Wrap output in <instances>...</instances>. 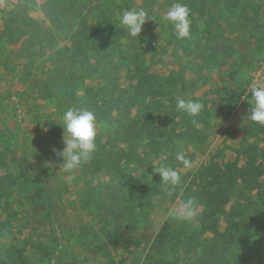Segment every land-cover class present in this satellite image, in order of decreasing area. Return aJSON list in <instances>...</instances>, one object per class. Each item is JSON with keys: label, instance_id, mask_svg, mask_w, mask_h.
<instances>
[{"label": "rangeland", "instance_id": "obj_1", "mask_svg": "<svg viewBox=\"0 0 264 264\" xmlns=\"http://www.w3.org/2000/svg\"><path fill=\"white\" fill-rule=\"evenodd\" d=\"M147 1L166 11L177 2ZM214 1L219 8L211 4V14L220 24L209 32L216 33V44L193 21L190 39L177 40L169 33L166 44L162 23L152 32L154 46L144 60L148 76L155 84L169 77L178 96L203 104L199 118L207 116L204 126H195L196 143L161 144L154 156L143 143L140 148L120 142L119 122L109 126L101 119L107 115L86 103L82 88L104 86L97 80L102 65L94 64L85 77L69 66L70 40L79 25L85 22L96 36L101 17L119 20L120 1L0 0V175L14 180L8 217L0 210V255L6 264H251L248 251L263 253L264 228L259 235L240 232L226 238L222 217L218 235L201 227L200 207L194 224L169 215L183 202L188 176L202 164H224L237 156L241 164L240 152L247 145L264 147V125L248 117L252 75L260 71L258 77L264 78V0H239L237 10L245 7L239 19L223 10L224 1L231 0ZM163 14L158 12L155 22H164ZM196 18L204 20L202 15ZM45 46L56 49L47 51ZM72 74L81 75V93L63 91L74 85ZM118 77L127 87L124 73ZM144 79L140 76L136 84L144 85ZM142 93L128 91L117 98L129 100ZM70 107L95 112L97 148L69 182L54 149L64 147L61 117ZM118 109L124 111L121 103ZM215 113L234 117L239 126L235 135L215 130ZM125 152L134 154L128 163L120 158ZM178 152L191 161L190 169L176 160ZM160 166L176 169L181 184L166 190L154 171ZM164 222L170 237L153 250L152 241Z\"/></svg>", "mask_w": 264, "mask_h": 264}, {"label": "trees", "instance_id": "obj_2", "mask_svg": "<svg viewBox=\"0 0 264 264\" xmlns=\"http://www.w3.org/2000/svg\"><path fill=\"white\" fill-rule=\"evenodd\" d=\"M100 1L102 0H94V2ZM119 1L123 11L133 8L143 9L150 19L146 20L138 39L130 37L126 31L121 29L119 20L106 16L101 17L98 21L103 25L97 31L96 36L93 32L89 33L88 25L85 22L81 23L76 32L72 34L68 55L69 66L73 73L78 75L81 72L82 77H85L87 71L94 64L103 67L97 80L102 81L104 86H98L99 90L91 83L92 85L90 84L88 89L82 88V93H87L86 103L91 102L94 111L107 115L101 119L109 122V126L113 122H119L117 124L122 128L120 142L139 147L143 143L144 149H151V155L157 154L161 144L166 147L177 141L196 143L199 131L195 126L198 123L204 126L207 116L199 118L203 114L202 111L194 118L197 123L193 124L192 117L177 110L176 100L182 97L178 96L176 86H173L170 78L163 77L159 84H155L152 76H148V69L144 64L147 53L154 46L152 32L156 26L162 23L166 44H169V33H173L172 26L167 22H155L159 21L158 12H166L165 6L160 8L159 5L156 6L155 2L147 0ZM164 1L167 2V0ZM238 1L231 0L232 3L224 1L223 4V10H228L231 17L235 19L241 17L239 10L242 11L245 8L242 5L237 10ZM177 2L187 5L190 9L191 21L195 25L196 21L192 17L194 14L206 18V23L203 25L204 32L211 36L209 40H213L216 33L209 32L208 27L219 28L220 22L215 21V14H211L213 12L211 4L214 8H219L218 2L214 0H177ZM233 7L234 9H232ZM155 8L158 9L155 10ZM51 38L54 41L53 36ZM45 48L47 51L56 49L55 46H45ZM60 52L64 53V50ZM120 72L124 73L125 78L128 79L127 87L119 84L118 74ZM140 76L146 78L143 80L142 84L144 85L142 86L138 85ZM72 77L75 80L74 85L62 90L71 91V94L81 93V90H77V85L83 84L81 75L74 77L72 74ZM135 90H141L142 96L129 97V100L117 98V94H125L128 91L130 94ZM192 100L197 101L195 98ZM118 103L122 104L124 111L118 109ZM122 154L120 158L123 157L125 163L131 161L134 156L133 152ZM240 155L242 157L241 164L238 156L237 159L224 164L216 161L209 165L202 164L188 176L187 184L181 194L183 201L190 196L196 198L201 208L199 222L204 230L218 235V222L222 217L226 230L223 236L226 238L231 237L232 234L239 235L240 232H245L246 235L249 233V236H252V232L259 235L264 228V147L257 148V145H247ZM13 186L14 180L10 176L0 175V210L5 211L7 217L10 210L8 206H11L10 198ZM43 205L49 218L48 205L44 200ZM227 205H229V212H226ZM169 237L170 227L167 222H164L156 233L151 248L159 249L166 244ZM252 251H248L247 260H250L251 264H262L264 251L262 254L259 251H257L258 253ZM0 264H6L1 255Z\"/></svg>", "mask_w": 264, "mask_h": 264}, {"label": "clouds", "instance_id": "obj_3", "mask_svg": "<svg viewBox=\"0 0 264 264\" xmlns=\"http://www.w3.org/2000/svg\"><path fill=\"white\" fill-rule=\"evenodd\" d=\"M148 14L143 9H125L119 16L121 29L127 34L138 39L142 28L149 20ZM162 19L172 26L177 40L190 39L191 19L190 9L186 4L175 2L163 14ZM248 93L251 94L250 121L264 125V78L258 77L250 85ZM176 108L194 119L203 110V104L192 99L178 98ZM62 149H54L56 155L62 159L59 168L68 174L71 181L76 170L87 163L94 155L97 148V117L94 111L86 108H68L63 116ZM176 160L183 164L184 168L190 169L192 163L182 152L176 154ZM155 173L160 176V183L167 190L176 188L181 184L180 173L170 166L154 168ZM169 215L178 221L194 224L199 215V205L194 196L185 199L178 207L170 210Z\"/></svg>", "mask_w": 264, "mask_h": 264}, {"label": "crops", "instance_id": "obj_4", "mask_svg": "<svg viewBox=\"0 0 264 264\" xmlns=\"http://www.w3.org/2000/svg\"><path fill=\"white\" fill-rule=\"evenodd\" d=\"M263 16H261V17H263ZM192 17L195 19L196 25H197V23H199V25H200L199 27L197 26V28L202 29L203 25L206 23L205 22L206 18L204 17L203 21H199L196 18V17H199V15H193ZM210 28L211 27H209L208 29H210ZM163 39H164V42H165V36H163ZM211 42H213V45L217 43V41L215 42L214 40L211 41ZM213 115L217 119L216 120L217 122L215 123V130L216 131H219V132L225 131L226 133H228L230 135H235L236 134L237 129H238L239 126L238 127L236 126V122H235L233 116L229 117L228 119H225L223 114L215 113ZM231 141L233 142L234 139H232Z\"/></svg>", "mask_w": 264, "mask_h": 264}, {"label": "built area", "instance_id": "obj_5", "mask_svg": "<svg viewBox=\"0 0 264 264\" xmlns=\"http://www.w3.org/2000/svg\"><path fill=\"white\" fill-rule=\"evenodd\" d=\"M261 72H262V74H263V76H264V65L261 66ZM259 75H260V71L256 72V74H253V75H252V77H253V82H254V80H255ZM253 82H252V83H253Z\"/></svg>", "mask_w": 264, "mask_h": 264}]
</instances>
